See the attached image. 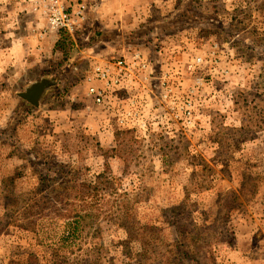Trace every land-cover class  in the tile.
<instances>
[{"label":"rangeland","instance_id":"rangeland-1","mask_svg":"<svg viewBox=\"0 0 264 264\" xmlns=\"http://www.w3.org/2000/svg\"><path fill=\"white\" fill-rule=\"evenodd\" d=\"M71 5L68 33L0 0V264H54L62 209L102 174L124 196L55 264H264V0ZM136 53L147 68L95 103L94 67Z\"/></svg>","mask_w":264,"mask_h":264},{"label":"built area","instance_id":"built-area-1","mask_svg":"<svg viewBox=\"0 0 264 264\" xmlns=\"http://www.w3.org/2000/svg\"><path fill=\"white\" fill-rule=\"evenodd\" d=\"M40 8L48 19V24L55 31L72 33L83 21L86 6L73 7L71 0H37L36 9ZM142 56L134 54L128 62L126 58L114 65H96L93 69V79L104 84L102 88L90 87L89 93L95 103L103 104L109 92L120 90L123 79L130 70H143L147 65L143 63ZM200 62V61H199Z\"/></svg>","mask_w":264,"mask_h":264},{"label":"trees","instance_id":"trees-1","mask_svg":"<svg viewBox=\"0 0 264 264\" xmlns=\"http://www.w3.org/2000/svg\"><path fill=\"white\" fill-rule=\"evenodd\" d=\"M100 179L104 180L100 181ZM117 180L118 179H116L115 177H106V174L100 175L97 178V181L100 182H92L88 186H83V191H81L83 194L81 203L83 204L79 206L81 208L80 210L74 211L70 209H62V211H64L60 214V217L66 220V229L59 238L58 242L55 244L56 246H58L57 251H59L54 254L55 263H57L58 259L61 260L59 255L60 250H64V252H68L69 250H71V252H73V247H81L80 243L84 235L83 232L86 229V226L90 225V221L98 216L96 213H94L97 210L95 208H101V206L105 202L110 203L113 197L120 198L124 196V193H119V186H117V184L115 185ZM75 188L76 187H74V189ZM67 190H69V187L67 188ZM123 207L124 205L122 204V208ZM121 212L122 210H117L113 214L116 216H120ZM124 214L126 215L127 212L124 211ZM117 218L121 219L122 217ZM64 252L63 254H61V257H66V254ZM66 260L67 259L64 258L62 264H66Z\"/></svg>","mask_w":264,"mask_h":264},{"label":"water","instance_id":"water-1","mask_svg":"<svg viewBox=\"0 0 264 264\" xmlns=\"http://www.w3.org/2000/svg\"><path fill=\"white\" fill-rule=\"evenodd\" d=\"M46 86H47V83L37 84L35 86H32L30 89L27 90L26 93L22 94V97H24L29 102L37 105L38 100H40L43 92L45 91Z\"/></svg>","mask_w":264,"mask_h":264},{"label":"crops","instance_id":"crops-1","mask_svg":"<svg viewBox=\"0 0 264 264\" xmlns=\"http://www.w3.org/2000/svg\"><path fill=\"white\" fill-rule=\"evenodd\" d=\"M103 7H105V6H107L106 4H103L102 5ZM106 11V12H105ZM104 11V13H105V15H106V21L108 22V21H113V20H115V19H117V20H121L120 18H121V16H119L118 14L116 15V14H114L113 12H111V11H109V9H106ZM117 12H119V11H117ZM111 13V14H110ZM114 14V16H113V14ZM115 18V19H114ZM120 22H122V21H120Z\"/></svg>","mask_w":264,"mask_h":264}]
</instances>
